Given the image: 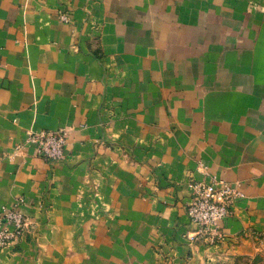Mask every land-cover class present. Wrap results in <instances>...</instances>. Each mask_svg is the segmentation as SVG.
Here are the masks:
<instances>
[{
	"label": "crops",
	"instance_id": "crops-1",
	"mask_svg": "<svg viewBox=\"0 0 264 264\" xmlns=\"http://www.w3.org/2000/svg\"><path fill=\"white\" fill-rule=\"evenodd\" d=\"M61 128L64 161L26 142ZM215 179L242 195L212 241L186 204ZM20 198L0 264L264 253V0H0V211Z\"/></svg>",
	"mask_w": 264,
	"mask_h": 264
},
{
	"label": "built area",
	"instance_id": "built-area-1",
	"mask_svg": "<svg viewBox=\"0 0 264 264\" xmlns=\"http://www.w3.org/2000/svg\"><path fill=\"white\" fill-rule=\"evenodd\" d=\"M62 18L70 19L67 13ZM68 130H42L28 132L26 142L36 147L38 154L51 162L67 158ZM193 193L186 204L191 220L197 225V233L208 235L212 241L221 237L220 223L234 214L233 205L241 197V191L223 179L210 182H192ZM24 200L0 211V248L17 244L19 239L32 231L33 220L21 210Z\"/></svg>",
	"mask_w": 264,
	"mask_h": 264
},
{
	"label": "rangeland",
	"instance_id": "rangeland-1",
	"mask_svg": "<svg viewBox=\"0 0 264 264\" xmlns=\"http://www.w3.org/2000/svg\"><path fill=\"white\" fill-rule=\"evenodd\" d=\"M216 264H264V253L251 256L222 258Z\"/></svg>",
	"mask_w": 264,
	"mask_h": 264
}]
</instances>
